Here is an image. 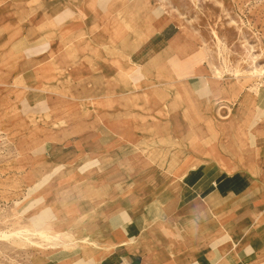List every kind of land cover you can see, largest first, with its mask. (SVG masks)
Wrapping results in <instances>:
<instances>
[{"label":"rangeland","instance_id":"rangeland-1","mask_svg":"<svg viewBox=\"0 0 264 264\" xmlns=\"http://www.w3.org/2000/svg\"><path fill=\"white\" fill-rule=\"evenodd\" d=\"M132 2L133 13L126 9ZM117 3L106 15L109 27L77 32L63 47L64 56L76 58L79 74H115L106 81L110 90L99 92L95 77L76 82L68 63L49 69L26 63L19 43L0 55V264H53L47 261L51 252L74 246H81L85 264H101L113 244L93 232L91 209L117 176H137L129 159L136 163L138 154L146 156L147 179L169 176L173 183L177 175L161 164L186 156L216 164L221 173L260 172L264 0H125L115 8ZM167 22L178 25L187 45L182 73L162 50L147 58L154 34ZM37 69L58 74L39 76ZM175 80L190 94L178 110L184 124L179 142L159 104L162 82ZM52 81L54 94L41 93L51 91ZM128 89L133 92L118 95ZM51 95L55 109L43 112L38 101ZM86 120L99 125L87 127ZM85 131L105 140L94 144L95 152L76 141ZM148 134L155 137L146 147ZM14 231L21 233L3 236Z\"/></svg>","mask_w":264,"mask_h":264},{"label":"crops","instance_id":"crops-1","mask_svg":"<svg viewBox=\"0 0 264 264\" xmlns=\"http://www.w3.org/2000/svg\"><path fill=\"white\" fill-rule=\"evenodd\" d=\"M46 1L43 4V0L35 3L32 0H0V55L8 54L19 43L26 63L35 62L37 67L46 65L43 68L47 69L68 63L71 77L76 82H87L95 77V88L99 92L111 89L106 81H113L111 77L115 74H79L83 70L76 66V58L72 60L64 56L63 47L76 37L77 32H100L104 26L109 27L106 15L112 11L111 5L117 2ZM122 1L125 0H119V3ZM119 3L114 7L118 8ZM132 5L133 2L126 9L133 13ZM154 37L147 48V58H151L156 50H162L170 60H176L175 68L182 73L186 63L182 52L187 50V45L181 38L178 25L167 22ZM47 71L37 69L35 74H58L57 70ZM162 85L165 89L159 92L160 109L171 116L170 129L179 142L184 124L178 110L183 100L190 99L189 89L181 80L162 82ZM50 87L51 91L39 90L54 94L57 85L52 81ZM127 88L126 85L124 89ZM148 88L153 92L151 86ZM128 92L133 91L128 89L118 95L125 96ZM38 103L37 107L43 112L51 111L55 109L56 97L45 96ZM72 121L75 127L82 125L81 120ZM84 125L99 123L86 120ZM154 137L155 134L146 136V147ZM76 141L88 144V149L95 152L94 144H102L105 140L85 131L83 138ZM137 157L140 158L136 163L134 157L129 159L131 168L138 170L137 176H117L103 188L106 195L97 199L91 209L93 232L99 239L110 240L113 244L107 256L101 258V264H264L262 160L258 165L260 172L255 177L244 170L221 173L216 164H204L201 158L186 156L172 161L169 166L166 162L161 164L163 169L177 175L173 183L169 176L147 179L143 163L146 156L138 154ZM114 167L121 168L116 163ZM247 185L248 197L244 191ZM175 186L177 191H174ZM79 247L59 248L49 254L47 261L85 264L87 259L78 257L82 253L77 251Z\"/></svg>","mask_w":264,"mask_h":264},{"label":"bare ground","instance_id":"bare-ground-1","mask_svg":"<svg viewBox=\"0 0 264 264\" xmlns=\"http://www.w3.org/2000/svg\"><path fill=\"white\" fill-rule=\"evenodd\" d=\"M260 71H262V69H260ZM29 232V231H28ZM27 232V233H28ZM39 232V231H38ZM21 233V231H14V232H12V233H9V234H7V233H4L3 234V236L4 237H11V236H14V235H19ZM34 233V232H33ZM23 234V233H22ZM40 234L41 235H43V236H46L43 232H40ZM47 237V236H46ZM45 240V239H44ZM41 241H42V239H41ZM40 242V241H39ZM33 243V242H32Z\"/></svg>","mask_w":264,"mask_h":264}]
</instances>
